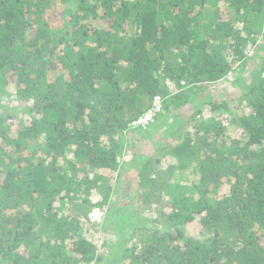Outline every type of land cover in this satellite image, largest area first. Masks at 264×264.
<instances>
[{
  "label": "trees",
  "instance_id": "obj_1",
  "mask_svg": "<svg viewBox=\"0 0 264 264\" xmlns=\"http://www.w3.org/2000/svg\"><path fill=\"white\" fill-rule=\"evenodd\" d=\"M263 25L264 0H0V96L13 85L35 112L20 127L0 113V264H95L87 221L102 204L79 194H110L109 178L94 177L117 172L123 134L146 129L130 125L155 97L182 104L187 93L169 101L167 80L224 79ZM247 95L250 115L233 118L245 145L215 125L173 148L182 168L198 165L196 196L156 180L162 156L136 167L137 206L160 216L140 228L135 264H264V79ZM197 220L204 241L182 229Z\"/></svg>",
  "mask_w": 264,
  "mask_h": 264
},
{
  "label": "rangeland",
  "instance_id": "obj_2",
  "mask_svg": "<svg viewBox=\"0 0 264 264\" xmlns=\"http://www.w3.org/2000/svg\"><path fill=\"white\" fill-rule=\"evenodd\" d=\"M222 6L220 5V9L223 15L228 17L226 9H222ZM58 10L61 12V8ZM255 40V43L251 41L248 44L246 60L236 65L232 73L218 82L207 83L202 87H189L181 83L180 87L175 82L167 80L169 101L179 94L187 93L182 104H175L166 110L164 99L161 115L153 124L146 129L128 130L123 134L126 142L123 143L124 151L117 172L103 170L94 177L98 179L102 174L109 178L112 188L110 194L96 190L91 197L86 196L85 193L79 194V201L86 199L91 204H102L90 211L87 221L89 237L98 246L95 264H135L136 257L144 259L140 253L144 248L143 242L147 240H144V237L142 239L140 228H145L146 219L151 222L160 216V212L156 211L158 206H154L152 211H149L143 206H137L135 201L138 193L135 188L136 167L139 168L150 154L156 158L163 157L158 164L157 169L160 174H156V180L167 184L175 193L196 196L197 192L193 185L199 178L198 165L190 160L184 162L186 167L182 168V163L171 156L173 148L180 145L188 133L194 137L195 126L214 127L215 125L224 129L219 138L228 145H235L236 141L245 145V131L241 129V124L235 125L233 118L250 115L251 109L246 98L248 87L255 78L264 79V25ZM3 111H7V115H14L11 123L16 124L17 127H20V124L26 125L35 115L31 104L17 94L13 85L7 87V94L0 96V113ZM197 111H199L198 115ZM171 125L172 128L181 127L183 129L181 135L177 134V137L167 135L170 137L163 139L166 128ZM215 136L212 135L211 138ZM161 142L168 143L165 145ZM160 149L165 151L160 153ZM69 159H72V156H69ZM224 189L227 190L228 187ZM167 201L170 202V199L164 201L165 205L160 207L161 212H171V208L166 204ZM95 210H99L102 214L92 222L90 214ZM182 229L187 235L201 241L206 239V235L209 236L199 220Z\"/></svg>",
  "mask_w": 264,
  "mask_h": 264
},
{
  "label": "built area",
  "instance_id": "obj_3",
  "mask_svg": "<svg viewBox=\"0 0 264 264\" xmlns=\"http://www.w3.org/2000/svg\"><path fill=\"white\" fill-rule=\"evenodd\" d=\"M185 83H183L184 85ZM162 104L163 100L160 96H157L154 98L152 106L150 109H148L147 112H145L139 119L132 122L130 125L132 128H147L151 124H153L156 119L159 117V115L162 112ZM102 212L99 210L93 211L92 214H90V221L94 222L95 219L100 218Z\"/></svg>",
  "mask_w": 264,
  "mask_h": 264
}]
</instances>
